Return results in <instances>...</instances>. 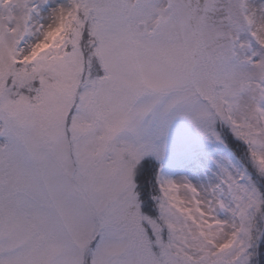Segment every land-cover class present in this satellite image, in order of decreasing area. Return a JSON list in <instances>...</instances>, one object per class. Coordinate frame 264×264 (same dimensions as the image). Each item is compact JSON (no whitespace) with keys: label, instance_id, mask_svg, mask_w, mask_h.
<instances>
[{"label":"snow or ice","instance_id":"6c2138e0","mask_svg":"<svg viewBox=\"0 0 264 264\" xmlns=\"http://www.w3.org/2000/svg\"><path fill=\"white\" fill-rule=\"evenodd\" d=\"M0 264H264V0H0Z\"/></svg>","mask_w":264,"mask_h":264}]
</instances>
